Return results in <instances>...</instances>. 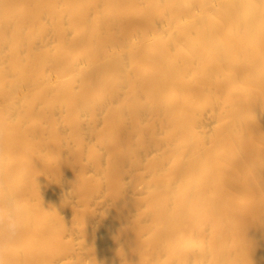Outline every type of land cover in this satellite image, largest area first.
Masks as SVG:
<instances>
[{"label": "bare ground", "instance_id": "1", "mask_svg": "<svg viewBox=\"0 0 264 264\" xmlns=\"http://www.w3.org/2000/svg\"><path fill=\"white\" fill-rule=\"evenodd\" d=\"M0 264H264V0H0Z\"/></svg>", "mask_w": 264, "mask_h": 264}]
</instances>
